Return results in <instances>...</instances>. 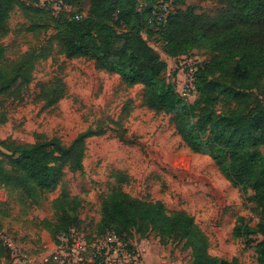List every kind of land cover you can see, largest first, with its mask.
Listing matches in <instances>:
<instances>
[{
	"label": "trees",
	"instance_id": "16d2710c",
	"mask_svg": "<svg viewBox=\"0 0 264 264\" xmlns=\"http://www.w3.org/2000/svg\"><path fill=\"white\" fill-rule=\"evenodd\" d=\"M63 1L70 9L52 15L55 31L41 54L25 52L8 63L0 40V93L30 83L34 60L50 55L54 45L67 58L93 60L97 69L118 74L128 86L144 85V104L157 112L174 113L176 130L186 144L194 152L208 153L258 212L256 225L238 216L233 235L264 262V0H215L219 9L214 15L198 12L197 5L188 0H173L175 9L164 25L148 22L158 0ZM18 2L0 0V39L9 32L7 22ZM24 8L42 11L31 4ZM76 14L82 17L77 19ZM150 37L158 38L171 57L195 49L210 54L196 72V103L183 99L168 80L167 62L150 44ZM56 86L53 98L59 100L66 86L61 80ZM39 95L47 96L45 88ZM219 103L220 110L216 108ZM99 133L87 129L68 146L55 139L2 141L9 152L0 151L4 156L0 158V188L18 191L22 201L40 204L47 193L62 185L66 169L83 170L86 139ZM122 179L102 196L101 230L95 235L114 231L134 246L124 238L130 229L142 234L156 230L160 239L184 241L193 264H239L236 258L227 260L210 253V240L192 214L171 211L161 200L136 198L122 187ZM78 207L79 198L64 188L52 200L60 223L54 230L52 222L44 223L59 231L56 237L71 227L80 230Z\"/></svg>",
	"mask_w": 264,
	"mask_h": 264
},
{
	"label": "rangeland",
	"instance_id": "374dc122",
	"mask_svg": "<svg viewBox=\"0 0 264 264\" xmlns=\"http://www.w3.org/2000/svg\"><path fill=\"white\" fill-rule=\"evenodd\" d=\"M188 2L197 5L198 12L210 15L219 9L215 0ZM25 4L42 11L27 10ZM52 15L39 0H19L7 22L9 32L0 39L8 63L25 52L41 54L55 31ZM149 42L167 62L168 80L179 92L184 77L181 61L193 60L199 70L210 59L203 49L171 57L162 50L158 38L150 37ZM34 63L30 83L0 93V151L9 152L2 141L55 139L68 146L87 129L100 133L86 139L83 170L66 169L62 185L47 193L40 204L22 201V193L0 188V239L8 238L16 246L12 252L0 240V264H55L54 245L50 248L49 240L56 242L59 231L53 230L60 222L52 200L64 188L79 198L80 233L90 242L101 230L102 196L119 177L132 196L161 200L171 211L192 214L210 240L211 254L227 260L236 258L239 264H264L233 235L238 216L256 225L258 212L208 153L194 152L186 144L176 130L174 113L157 112L144 104V85L128 86L118 74L97 69L93 60L65 57L56 45L50 55ZM58 80L66 89L55 100ZM42 88L46 97L39 95ZM187 98V102L196 103L197 95ZM216 108L220 110L222 104ZM1 152L0 158L4 157ZM44 220L52 222L53 230ZM124 236L137 248L138 264H193L191 250L183 248L184 241L160 239L156 230L142 234L130 229Z\"/></svg>",
	"mask_w": 264,
	"mask_h": 264
},
{
	"label": "built area",
	"instance_id": "2783aa9c",
	"mask_svg": "<svg viewBox=\"0 0 264 264\" xmlns=\"http://www.w3.org/2000/svg\"><path fill=\"white\" fill-rule=\"evenodd\" d=\"M39 1L53 15L70 9L63 0ZM174 9L173 0H158L150 9L149 24L164 25ZM75 17L80 19L82 15L76 14ZM181 65L184 74L182 91L176 90L183 99L187 100L188 95H197L196 62L182 60ZM3 242L12 252L16 250V246L8 238ZM53 252L55 264H138L140 256L135 246H129L114 231L95 235L90 242H86L83 240V234L76 227H71L57 237Z\"/></svg>",
	"mask_w": 264,
	"mask_h": 264
},
{
	"label": "crops",
	"instance_id": "0c3cea01",
	"mask_svg": "<svg viewBox=\"0 0 264 264\" xmlns=\"http://www.w3.org/2000/svg\"><path fill=\"white\" fill-rule=\"evenodd\" d=\"M43 233H44V232H43ZM49 242H50L49 244H50V248H51V246L54 245V242H52V240H49ZM51 242H52V243H51ZM52 250H53V248H52ZM44 257H45V256H44ZM44 257H43V258H44Z\"/></svg>",
	"mask_w": 264,
	"mask_h": 264
}]
</instances>
